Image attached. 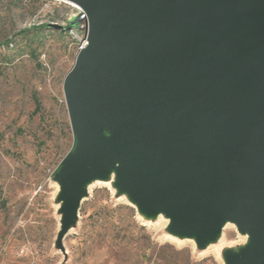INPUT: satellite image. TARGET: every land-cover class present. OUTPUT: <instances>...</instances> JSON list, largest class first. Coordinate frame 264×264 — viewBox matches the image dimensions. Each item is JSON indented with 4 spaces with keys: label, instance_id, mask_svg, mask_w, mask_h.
<instances>
[{
    "label": "water",
    "instance_id": "95a60500",
    "mask_svg": "<svg viewBox=\"0 0 264 264\" xmlns=\"http://www.w3.org/2000/svg\"><path fill=\"white\" fill-rule=\"evenodd\" d=\"M73 1L87 20L63 83L65 224L114 156L140 207L202 246L232 219L255 244L231 264H264V0Z\"/></svg>",
    "mask_w": 264,
    "mask_h": 264
},
{
    "label": "rangeland",
    "instance_id": "374dc122",
    "mask_svg": "<svg viewBox=\"0 0 264 264\" xmlns=\"http://www.w3.org/2000/svg\"><path fill=\"white\" fill-rule=\"evenodd\" d=\"M86 20L73 0H0V264H165L164 256L231 264L253 250L251 233L234 220L202 246L196 228L172 229L166 213L133 203L114 156L85 182L75 220L65 224L62 167L75 134L63 83Z\"/></svg>",
    "mask_w": 264,
    "mask_h": 264
},
{
    "label": "trees",
    "instance_id": "16d2710c",
    "mask_svg": "<svg viewBox=\"0 0 264 264\" xmlns=\"http://www.w3.org/2000/svg\"><path fill=\"white\" fill-rule=\"evenodd\" d=\"M78 17H80V16L77 13V11H75L74 17H72V19L70 20V24L73 23L72 27L77 25L80 22ZM64 29H66V28H64ZM39 106H40V104H39ZM180 253H181V251H180ZM180 253H176V254H180ZM162 259L165 260V264H188V262H186V263L181 262L180 263L179 260L177 259V257H175V258L172 257V258L168 259L167 257L164 256V258H162Z\"/></svg>",
    "mask_w": 264,
    "mask_h": 264
},
{
    "label": "bare ground",
    "instance_id": "6f19581e",
    "mask_svg": "<svg viewBox=\"0 0 264 264\" xmlns=\"http://www.w3.org/2000/svg\"><path fill=\"white\" fill-rule=\"evenodd\" d=\"M78 7H79V5H78ZM76 149H77V147H76ZM76 149H75V151H76ZM133 203H135V201L133 202ZM148 212V211H147ZM146 216V215H145ZM156 216V215H155ZM169 218V217H168ZM148 219H150V218H148ZM229 222H231V223H233V220L232 219H227V220H223V222L221 223V225H220V229L221 230H223V227L226 225V224H228ZM234 224V223H233ZM246 230V229H245ZM247 231V230H246ZM175 232V231H174ZM197 233V232H196ZM210 236V235H209ZM251 238V237H250ZM175 239V238H174ZM186 239H188V238H186ZM217 239V238H216ZM177 242H180V241H183V238H180V239H175ZM208 243V242H207Z\"/></svg>",
    "mask_w": 264,
    "mask_h": 264
}]
</instances>
